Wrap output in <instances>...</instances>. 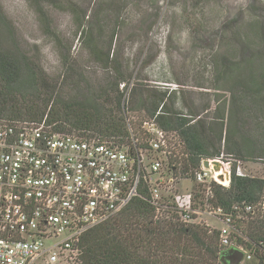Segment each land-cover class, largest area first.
Instances as JSON below:
<instances>
[{"label": "rangeland", "instance_id": "374dc122", "mask_svg": "<svg viewBox=\"0 0 264 264\" xmlns=\"http://www.w3.org/2000/svg\"><path fill=\"white\" fill-rule=\"evenodd\" d=\"M63 1L71 8L48 9L52 26L60 36L57 44L42 33L28 0H0V10L13 28L14 42L40 64L46 80L55 84V97L81 99L77 95L81 92L87 98V85L93 91L104 87L107 70L90 57L85 48L86 34L81 33L90 31L103 43L112 37L114 46H123L122 61L128 66L130 77L123 105L136 135L142 137V122L150 119L129 111L132 86L137 82L162 91L174 90L175 110L187 117L198 115L210 137V127L222 124V136L226 138L220 147L223 162L230 163L235 171L240 169L243 176L264 179V91L259 98L252 94L247 98L241 84L264 80V35L258 34V30H264V0ZM63 54L82 76L72 78L71 72L63 68ZM49 112L50 106L43 117L62 120ZM174 144L171 139V147ZM182 183L192 193L197 191L195 183ZM251 220L241 226L244 234L257 227L256 220ZM199 222L209 229L221 227L220 222L205 214L199 216ZM244 234L237 230L231 236L232 243L250 256L241 264H258ZM76 258L59 264H74Z\"/></svg>", "mask_w": 264, "mask_h": 264}, {"label": "built area", "instance_id": "2783aa9c", "mask_svg": "<svg viewBox=\"0 0 264 264\" xmlns=\"http://www.w3.org/2000/svg\"><path fill=\"white\" fill-rule=\"evenodd\" d=\"M119 88L123 91L124 84ZM126 121L129 139L121 143L117 137L76 131L47 115L38 121L0 117V264L73 260L82 237L119 215L139 193L148 196L156 219L173 209L184 224H200L203 214L214 218L221 227L210 230L218 232L220 247L250 259L231 236L236 225L254 215V207L233 206L242 212L234 216L208 202L212 182L228 187L230 163L221 155L204 168L202 160L192 181L170 159L182 144L160 129L155 117L142 122V137ZM213 161L221 164L219 172L213 170ZM234 173L243 176L240 169ZM184 180L202 185L203 193L196 197L183 187ZM259 246L264 248L263 243Z\"/></svg>", "mask_w": 264, "mask_h": 264}, {"label": "trees", "instance_id": "16d2710c", "mask_svg": "<svg viewBox=\"0 0 264 264\" xmlns=\"http://www.w3.org/2000/svg\"><path fill=\"white\" fill-rule=\"evenodd\" d=\"M28 2L39 18L42 33L60 43L48 9L65 10L72 5L63 0ZM81 34H86L85 48L90 57L107 70L106 83L95 91L87 85V98L78 92L81 99L64 100L60 95L54 96L56 86L46 80L40 64L16 45L13 28L0 10V117L42 119L50 106L48 115L53 113L62 117L57 120L71 129L117 137L124 143L129 139V133L123 102L130 76L128 66L122 61L123 46H114L112 37L103 43L100 36H94L90 31L83 30ZM258 34L264 35V30H258ZM62 59L63 68L71 72L72 78L82 76L65 54ZM121 84H124L123 91L119 89ZM241 84L247 98L251 94L259 98L264 91L261 78L247 81V84L241 81ZM162 90L136 82L128 97L129 111L143 113L149 119L155 117L157 126L182 144L180 156L173 152L170 159L179 166L181 176L194 181L193 172L202 160L220 156L222 140L226 143L222 124L210 127L213 132L210 137L206 123L197 119L198 115L187 117L175 110L174 90ZM214 130L218 133L214 134ZM234 171L233 168L227 188L214 182L210 184L212 199L208 202L234 216L242 212L234 211L233 206L244 203L254 207V216L257 214L258 217L249 215L248 220H256L257 227L252 226L254 230L246 228L248 232L244 234L241 227L244 221L236 228L249 241L247 246H253L258 264H264V248L259 246V242H264V207L259 206L264 204V179L239 177ZM195 187L198 197L204 190L202 185L195 184ZM199 203L203 205L202 201ZM259 213H262L261 219ZM218 235L217 231L202 224L180 222L174 209L165 210L163 217L156 219L148 196L139 193L115 219L91 229L82 237L74 264H222L221 253L227 249L220 247Z\"/></svg>", "mask_w": 264, "mask_h": 264}, {"label": "water", "instance_id": "95a60500", "mask_svg": "<svg viewBox=\"0 0 264 264\" xmlns=\"http://www.w3.org/2000/svg\"><path fill=\"white\" fill-rule=\"evenodd\" d=\"M213 166V170L215 172H219L221 169V164L217 161L211 162ZM210 163L208 160H205L203 162L204 168H209ZM219 180L223 181L224 176L219 175ZM225 178L227 179V175L225 174ZM244 259V255L241 251L235 250V249H227L221 253V263L222 264H241Z\"/></svg>", "mask_w": 264, "mask_h": 264}]
</instances>
